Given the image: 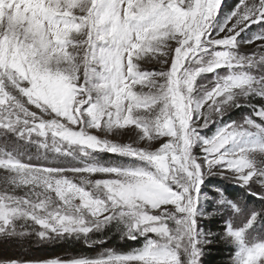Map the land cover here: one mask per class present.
I'll list each match as a JSON object with an SVG mask.
<instances>
[{
  "label": "snow or ice",
  "instance_id": "obj_1",
  "mask_svg": "<svg viewBox=\"0 0 264 264\" xmlns=\"http://www.w3.org/2000/svg\"><path fill=\"white\" fill-rule=\"evenodd\" d=\"M222 2L0 0V239L143 240L0 264H202L216 239L234 246L233 264H264V0H239L220 21ZM245 105L252 115L223 122ZM126 129L131 142L110 138ZM210 177L260 207L219 186L208 195ZM213 215L220 233L200 227Z\"/></svg>",
  "mask_w": 264,
  "mask_h": 264
},
{
  "label": "rangeland",
  "instance_id": "obj_2",
  "mask_svg": "<svg viewBox=\"0 0 264 264\" xmlns=\"http://www.w3.org/2000/svg\"><path fill=\"white\" fill-rule=\"evenodd\" d=\"M223 4V2H222ZM236 7V6H235ZM234 7V8H235ZM233 8V9H234ZM233 9L229 10V11H220L219 17L218 19L220 21H223L224 17ZM260 31V26L258 25H252L251 28H249L245 33L241 34V37H239L238 39H248L253 33ZM259 43V42H257ZM255 44L252 45H246V44H242L239 51L241 54H251L252 51L255 49ZM143 70L146 71H154V70H158L159 69V65L156 63H144L142 65ZM223 71V70H221ZM201 82H206V81H199L198 83ZM253 104H256L259 107L260 102L257 100H253L252 102ZM245 115H252V109L251 107H249L248 105H245L244 107L240 108V109H232L230 110L223 118V122H228V121H237L240 122L242 121V119L244 118ZM253 118L257 119V122H261L259 120V118L253 116ZM218 124H213L211 125L209 128L204 129L202 131V135H206V136H211L215 131L216 128L218 127ZM102 135V134H101ZM111 139L115 140L116 142L119 143H129L132 141V139H134V133L131 130H124L122 135L116 136L113 135L110 137ZM158 146V143L155 144L153 146V150L155 147ZM34 149H33V153H34ZM196 155H201L199 149H195L194 150ZM102 159L104 161H111L113 159V157H111L110 155H104L102 157ZM32 163H44L45 161L39 160L37 158L34 157V159L31 161ZM49 163H56V164H60L59 161H49ZM96 178V177H93ZM211 179H219L218 177H210L208 179V181L206 182V187L204 188V191L206 193H208V195L213 196L216 195V193L214 192V188H209L208 184L209 180ZM77 183H79V181H75ZM228 183V182H227ZM258 187V186H257ZM244 203L248 204L249 207H255V208H259L260 207V202L258 200H256V198L254 197H246V195L244 196L243 199H241ZM212 204L211 202H209V207H211ZM210 218V217H209ZM209 218L202 220L200 222V227L202 228V223L203 221L208 220ZM237 226H239V221H236ZM257 233L260 234H264V227H258L256 229ZM96 239H100V236H96L94 237ZM105 242L103 244H96L93 245L92 247H89L87 245H85L82 241H72L73 243L77 242L79 243L80 247H83V249L87 250V253L85 255H73V253H57V252H53L50 250V248H52L53 246H56L57 244H61L64 243L65 241H56L53 243H39L37 242L35 239H32L31 241H27V242H17L14 240H4V239H0V262H7L9 260H23V261H42V260H48V259H55V258H60V259H71V258H77V257H94L97 256L101 253H103L105 250L107 249H112L114 251L117 252H122V253H127L132 251L135 248H131V249H126V247L128 246V243L131 242L129 240H124L121 239L119 234H117L115 231H111L108 233V235L106 237H103ZM116 240V244L112 245L110 244L111 240ZM5 243V244H4ZM134 243L138 244V247H140L143 243V240H139V241H134ZM234 248V246H232ZM235 250V248H234ZM235 255V252H234ZM233 255V257H234ZM231 264H233V258L231 260Z\"/></svg>",
  "mask_w": 264,
  "mask_h": 264
},
{
  "label": "trees",
  "instance_id": "obj_3",
  "mask_svg": "<svg viewBox=\"0 0 264 264\" xmlns=\"http://www.w3.org/2000/svg\"><path fill=\"white\" fill-rule=\"evenodd\" d=\"M238 3L239 0H223L221 11H229L233 9ZM207 184L209 188H214L215 186L224 188L229 198L241 200L245 196V193L242 190L220 179H211ZM209 208L211 209L212 206ZM223 223L224 221L219 215H213L208 220L203 221L202 228L204 230H211L214 233H220L223 230ZM110 242L112 245L116 244V240L114 239ZM137 246L138 244L134 243V241H131L128 243L126 249L128 250L131 248H136ZM50 250L59 254H63V252H65L73 253V255H85L87 253V250L83 249V247H80L79 243H73L72 241H65L64 243L57 244L56 246L50 248ZM234 252L235 250L232 246L228 245L222 240L216 239L213 244L205 247L201 261L202 264H231Z\"/></svg>",
  "mask_w": 264,
  "mask_h": 264
}]
</instances>
